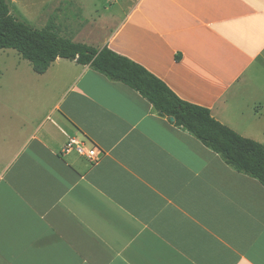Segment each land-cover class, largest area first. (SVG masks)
<instances>
[{"label": "crops", "instance_id": "1", "mask_svg": "<svg viewBox=\"0 0 264 264\" xmlns=\"http://www.w3.org/2000/svg\"><path fill=\"white\" fill-rule=\"evenodd\" d=\"M36 1L23 3L61 9V37L109 47L264 145V0H124L123 18L92 30L69 0ZM14 72L0 95V264H264L258 180L90 66ZM71 139L100 160L66 151Z\"/></svg>", "mask_w": 264, "mask_h": 264}, {"label": "trees", "instance_id": "2", "mask_svg": "<svg viewBox=\"0 0 264 264\" xmlns=\"http://www.w3.org/2000/svg\"><path fill=\"white\" fill-rule=\"evenodd\" d=\"M0 50H15L43 75L57 59L90 66L138 92L163 118L200 140L239 173L264 187V145L242 137L217 121L211 110L178 97L162 80L135 61L109 47L99 50L61 37L53 22L38 30L12 14L8 0H0Z\"/></svg>", "mask_w": 264, "mask_h": 264}, {"label": "rangeland", "instance_id": "3", "mask_svg": "<svg viewBox=\"0 0 264 264\" xmlns=\"http://www.w3.org/2000/svg\"><path fill=\"white\" fill-rule=\"evenodd\" d=\"M28 1L29 0H27V2ZM44 1L45 0H37L36 3L40 4ZM123 1L124 0H119V2L115 4L113 0H69L65 8L67 15L72 17L73 20H78L80 13H83L85 20L89 19L91 22L90 29L92 30L97 24V21H100L99 18H110V21H112L111 25L115 21V18L116 21L119 18H123L125 10V5L122 4ZM8 2L11 12L15 17L38 30H42L46 28L48 23L56 21L61 12V9L57 10V8L56 11L53 12L51 7L31 9L27 7L26 2L23 3V0H8ZM62 6H64V4ZM91 14H94L93 18H88L87 16ZM111 15L115 18H111ZM83 17H80L81 21L84 20ZM66 18H68V16H66ZM75 26L76 25H74L73 28ZM65 38L78 42L70 36H65ZM30 66L31 63L24 60L17 51L0 50V95L10 94V81L16 69L19 67L28 69ZM259 76L261 77L260 80H264V72L260 73Z\"/></svg>", "mask_w": 264, "mask_h": 264}, {"label": "built area", "instance_id": "4", "mask_svg": "<svg viewBox=\"0 0 264 264\" xmlns=\"http://www.w3.org/2000/svg\"><path fill=\"white\" fill-rule=\"evenodd\" d=\"M73 148L77 149L80 154L85 155L92 163L98 162L103 155L102 150L99 148L86 147L85 142H79L76 139H71L65 147V150L70 151Z\"/></svg>", "mask_w": 264, "mask_h": 264}, {"label": "water", "instance_id": "5", "mask_svg": "<svg viewBox=\"0 0 264 264\" xmlns=\"http://www.w3.org/2000/svg\"><path fill=\"white\" fill-rule=\"evenodd\" d=\"M171 121H172V122H174V121H175V119H174V118H171Z\"/></svg>", "mask_w": 264, "mask_h": 264}]
</instances>
